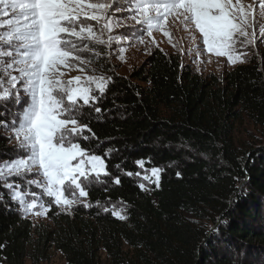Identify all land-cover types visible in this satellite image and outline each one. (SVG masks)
<instances>
[{"label": "trees", "instance_id": "1", "mask_svg": "<svg viewBox=\"0 0 264 264\" xmlns=\"http://www.w3.org/2000/svg\"><path fill=\"white\" fill-rule=\"evenodd\" d=\"M99 58L96 65L114 82L100 118L82 121L97 139L80 142L99 144L98 155L113 150L105 159L121 184L106 178L93 185L90 207L71 214L52 204L51 226L37 227L0 188V264H39L50 249L67 264H99V251L110 264H264V145L239 154L231 137L242 115L264 130V53L205 79L159 50L129 76ZM8 143L0 135V160L13 151ZM141 158L162 170L149 192L115 167L135 173ZM115 204L124 220L103 210Z\"/></svg>", "mask_w": 264, "mask_h": 264}, {"label": "snow or ice", "instance_id": "2", "mask_svg": "<svg viewBox=\"0 0 264 264\" xmlns=\"http://www.w3.org/2000/svg\"><path fill=\"white\" fill-rule=\"evenodd\" d=\"M0 17V135L7 133L8 142H14L0 164V187L25 216H47L52 204L66 211L77 203L90 207L80 199L88 196L90 187L106 178L121 184V176L109 170L105 159L113 150L98 155L93 148L99 144L80 142L97 139L82 121L100 118V104L113 77L93 74L65 80L62 69L95 73L92 57L85 55L99 56L95 45H117L121 60L126 44H145L146 37L159 48L153 37L157 31L176 48L170 23L188 33L189 54L227 57L229 63L242 59L238 48L264 38V0H0ZM130 27L113 34L114 29ZM145 163L144 158L136 160L142 171L135 173L119 163L115 167L158 188L161 169ZM33 186L41 191H31ZM138 187L148 190L143 182ZM45 196L52 198L50 203L43 202ZM112 215L125 219L120 212Z\"/></svg>", "mask_w": 264, "mask_h": 264}, {"label": "rangeland", "instance_id": "3", "mask_svg": "<svg viewBox=\"0 0 264 264\" xmlns=\"http://www.w3.org/2000/svg\"><path fill=\"white\" fill-rule=\"evenodd\" d=\"M250 2L251 0H244V3H250ZM256 6L258 7V3ZM0 19L3 18L0 17ZM130 25L132 27H138L132 25V22H130ZM130 30L131 27L129 29L117 28L114 29L113 34L119 35ZM168 30L173 36V43L177 45L176 48H173L172 45L168 43V38L165 37L162 32H158V31L153 33V37L156 39L157 43L159 44V48L149 45L147 41L150 40L151 38L146 37L145 44H140L138 42H132L130 44H126L125 45L126 51L123 53L124 56L123 60L118 58L117 52L115 51L117 45L113 44L111 48L105 45H95L94 47L96 48V51L100 53V55L96 56L94 53H85V55L92 57L93 59L92 67L96 68V72L93 73L89 69H86L85 73H81L79 69H75V68L71 70L62 69L63 71H65V76L63 77V79L68 80L77 75L84 76V75L95 74V75L108 76L107 72H104V70L99 68L95 63V61L99 57L105 60L104 62L108 61V63L111 66V71L113 73L121 76H129L132 71L138 69L144 63V61L149 57V55L153 51L155 50L161 51L160 49H163V51L161 52H163L165 55L176 57L181 65L189 68L194 74L198 75L202 79L208 78L209 76L212 75L216 77H221L227 74L228 72L233 71L238 66L245 65L250 61L258 60L260 54L264 53V38H258L254 44L249 45L247 48H243V49L238 48V51L242 52L243 56L241 60L236 61L234 63H229L227 57H216L215 55H211V56L201 55L197 57L195 52H192L191 54H189L188 52V49L192 47V43L188 33L183 30L182 26L178 24L170 23L168 25ZM256 32H257V36H259V27L256 28ZM180 49H183V52H181ZM100 51H102V53ZM103 51L105 52L104 56H102ZM161 114L163 116H166L169 113L167 110L162 109ZM5 136L7 137V133H5ZM231 137L234 146L238 150L239 154L246 153L250 149H255L257 147H261L264 145V130L258 126H255L249 119H247L245 115H242L241 118L234 124V130L232 132ZM8 144L9 146L14 147V142ZM3 162H4L3 160H0V164H2ZM138 171H142V170L138 169ZM161 172L159 175H161ZM135 178L138 184L141 182L145 183L148 189L146 192H149L151 188L155 186V184L149 183L147 181H143L139 177L135 176ZM12 179H16L17 182L21 183L22 185L24 184V181H20L18 180V178H12ZM0 188L8 197H10L11 200V196L8 193V191L3 187ZM31 191L40 192L41 190L33 186ZM28 199H31V197L29 196ZM51 199L52 198L45 196L43 202L45 204H48L51 202ZM80 199L85 200L87 202L86 197ZM12 203L14 204L15 208L18 210L19 214L24 219L29 220L32 223L33 227H37L39 225L51 226V223L48 220L47 216H35L34 214H28L27 216H25L21 213V211H19L18 204L14 203L13 201ZM53 205L59 212L69 213V214L72 213V210L74 208L78 206L83 207L82 204L77 203L73 205L70 211H66L57 207L55 204ZM104 209H107V211H105ZM103 210L106 213H110V214L116 211V212H120L121 215H124V208L119 204L106 205V207H104ZM193 222H196L197 226L202 225L200 222L197 221H193ZM123 249H124V253H126L129 256V258H134L132 250H130L126 246H124ZM98 256H99L98 258L99 264H110L109 259L104 251H99ZM24 264H32V263L29 258H26L24 260ZM39 264H67V263L64 256L60 252L54 249H50L48 252L47 259L43 262H40Z\"/></svg>", "mask_w": 264, "mask_h": 264}]
</instances>
